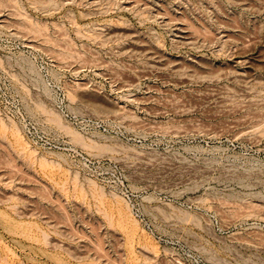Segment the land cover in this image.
Here are the masks:
<instances>
[{"label": "rangeland", "instance_id": "obj_1", "mask_svg": "<svg viewBox=\"0 0 264 264\" xmlns=\"http://www.w3.org/2000/svg\"><path fill=\"white\" fill-rule=\"evenodd\" d=\"M0 264H264V0H0Z\"/></svg>", "mask_w": 264, "mask_h": 264}, {"label": "built area", "instance_id": "obj_2", "mask_svg": "<svg viewBox=\"0 0 264 264\" xmlns=\"http://www.w3.org/2000/svg\"><path fill=\"white\" fill-rule=\"evenodd\" d=\"M28 134L30 135V137L34 138L33 133L29 130ZM81 159L83 160L82 163V167L85 171H87L89 173L90 176L94 177L95 179H102V177H100V173H96L95 168L93 167V162L90 161L89 159H87L86 157H81ZM113 188H115L123 197L124 199L127 201V203L133 207V202H132V198H131V193L129 191V189L123 184V181H117V182H113V185L111 186Z\"/></svg>", "mask_w": 264, "mask_h": 264}]
</instances>
